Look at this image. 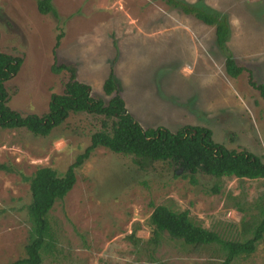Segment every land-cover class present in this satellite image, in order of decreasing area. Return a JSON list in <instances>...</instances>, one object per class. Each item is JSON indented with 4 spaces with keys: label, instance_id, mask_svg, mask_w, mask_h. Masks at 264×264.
Here are the masks:
<instances>
[{
    "label": "rangeland",
    "instance_id": "374dc122",
    "mask_svg": "<svg viewBox=\"0 0 264 264\" xmlns=\"http://www.w3.org/2000/svg\"><path fill=\"white\" fill-rule=\"evenodd\" d=\"M200 1L227 16L225 50L215 44L213 27L161 0H52L57 20L40 14L36 0H0V51L21 59L4 83L7 106L21 115L45 113L50 94L62 93L68 80L66 70H51L61 64L74 67L75 79L106 103L101 86L112 69L118 95L142 128L201 126L214 142L264 162V102L248 83L264 82V0ZM228 53L243 67L236 78L224 71ZM102 119L69 113L46 137L0 129V264L23 254L30 200L23 178L42 166L63 173ZM177 168L155 162L141 169L131 156L95 148L49 212L57 247L42 264H218L216 245L194 248L166 234L155 249L147 244L152 208L186 209L201 227L242 240L250 235H242L241 220L259 216L264 180L197 172L191 183ZM231 264H264V243Z\"/></svg>",
    "mask_w": 264,
    "mask_h": 264
},
{
    "label": "trees",
    "instance_id": "16d2710c",
    "mask_svg": "<svg viewBox=\"0 0 264 264\" xmlns=\"http://www.w3.org/2000/svg\"><path fill=\"white\" fill-rule=\"evenodd\" d=\"M171 8L179 9L185 15H192L204 25L214 28L215 44L225 50L229 36V24L225 14L208 12L202 8L201 1L195 4L184 0H161ZM37 11L42 15H51L57 20V12L52 0H36ZM62 32L55 36L54 49L59 45ZM21 59L0 51V129L23 128L34 136L46 137L61 125L69 113H88L102 116L101 128L90 135V143L75 156L74 161L59 174L48 166L38 167L23 179L28 183L30 193L26 205L29 223L26 242L21 257L9 264H42L47 255L56 249L57 240L49 212L54 203L61 201L75 184V169L80 167L97 147L110 152L131 156L141 169L155 162L173 164L183 173L180 177H189L195 182V174L201 172L216 179L222 177L242 179H263L264 162L258 156L245 149L239 151L227 149L214 142L211 131L201 126H183L176 132H170L163 126L142 128L126 110L124 101L117 93L116 81L112 69L104 79L101 89L110 98L106 103L102 99L91 97L87 84L75 79L76 69L71 65L52 66L58 73L66 70L68 80L60 94H50L47 111L41 115H21L7 106L8 95L4 83L13 77L20 66ZM224 71L236 78L243 67L238 65L231 54L224 57ZM249 85L257 90L264 102V82ZM174 177L177 175L174 173ZM217 192V187L214 188ZM264 204V200H262ZM260 203L259 216L246 222L241 220L242 235H250L242 240L223 239L219 233L196 224L188 210L175 211L163 204L156 205L148 217L151 236L146 240L155 249L162 234L171 240L181 241L194 248L216 245L223 257L218 264H231L239 257H248L256 250L257 244L264 243V206ZM134 227L129 238H133ZM136 241H139L136 238Z\"/></svg>",
    "mask_w": 264,
    "mask_h": 264
},
{
    "label": "water",
    "instance_id": "95a60500",
    "mask_svg": "<svg viewBox=\"0 0 264 264\" xmlns=\"http://www.w3.org/2000/svg\"><path fill=\"white\" fill-rule=\"evenodd\" d=\"M181 169L177 170V171H180Z\"/></svg>",
    "mask_w": 264,
    "mask_h": 264
}]
</instances>
